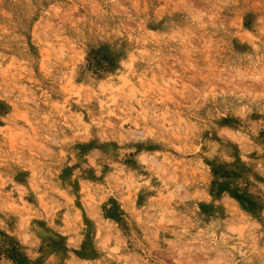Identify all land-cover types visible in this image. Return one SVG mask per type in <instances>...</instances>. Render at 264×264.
<instances>
[{
    "label": "rangeland",
    "instance_id": "374dc122",
    "mask_svg": "<svg viewBox=\"0 0 264 264\" xmlns=\"http://www.w3.org/2000/svg\"><path fill=\"white\" fill-rule=\"evenodd\" d=\"M3 237L0 264H264V0H0Z\"/></svg>",
    "mask_w": 264,
    "mask_h": 264
},
{
    "label": "bare ground",
    "instance_id": "6f19581e",
    "mask_svg": "<svg viewBox=\"0 0 264 264\" xmlns=\"http://www.w3.org/2000/svg\"><path fill=\"white\" fill-rule=\"evenodd\" d=\"M121 78H123L124 79V77H121ZM182 86H183V84H182ZM164 105H165V103H163ZM123 111H125V109H122ZM122 122V124L121 125H124V121H121ZM125 123H126V121H125ZM111 123L109 122L108 123V126L110 125ZM137 127L138 128H136V130H135V132H133V133H131L133 136H142L145 132H144V130L140 127V126H138L137 125ZM104 132V134H106V131L104 130L103 131ZM132 132V131H131ZM130 134V135H131ZM131 135V136H132ZM105 136V135H104ZM56 139H51V142H54ZM157 160V159H156ZM157 163V162H156ZM160 168V167H159ZM178 186V193H180L179 191L180 190H182V189H184V186H182V185H177ZM170 193H173V190L171 191L170 190ZM94 196L96 195V194H93ZM94 196L91 198V201L92 202H96V200L94 199ZM232 230V229H231ZM233 231V230H232ZM237 232V231H236ZM24 243H26V242H24ZM221 253H218V255H220ZM222 254H224V253H222ZM221 254V255H222ZM187 260V259H186ZM178 264H186V261H184V262H179Z\"/></svg>",
    "mask_w": 264,
    "mask_h": 264
},
{
    "label": "snow or ice",
    "instance_id": "6c2138e0",
    "mask_svg": "<svg viewBox=\"0 0 264 264\" xmlns=\"http://www.w3.org/2000/svg\"><path fill=\"white\" fill-rule=\"evenodd\" d=\"M9 241L7 240L6 237L0 238V247H2L3 245L7 244Z\"/></svg>",
    "mask_w": 264,
    "mask_h": 264
}]
</instances>
